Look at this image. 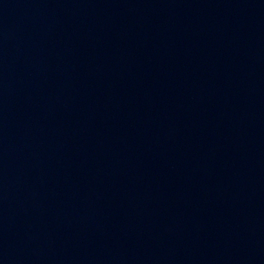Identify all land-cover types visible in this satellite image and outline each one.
<instances>
[{
  "label": "water",
  "instance_id": "obj_1",
  "mask_svg": "<svg viewBox=\"0 0 264 264\" xmlns=\"http://www.w3.org/2000/svg\"><path fill=\"white\" fill-rule=\"evenodd\" d=\"M0 264H264V0H0Z\"/></svg>",
  "mask_w": 264,
  "mask_h": 264
}]
</instances>
